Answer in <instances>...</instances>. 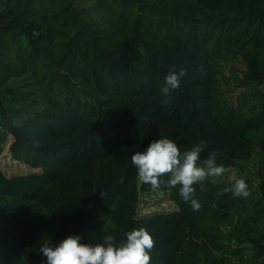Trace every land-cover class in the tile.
Instances as JSON below:
<instances>
[{
    "label": "trees",
    "instance_id": "obj_1",
    "mask_svg": "<svg viewBox=\"0 0 264 264\" xmlns=\"http://www.w3.org/2000/svg\"><path fill=\"white\" fill-rule=\"evenodd\" d=\"M173 68L186 75L163 97ZM10 138L39 172L0 165V264L139 228L151 264H264V180L246 199L206 180L198 211L179 186L144 184L177 210L140 218L131 161L159 138L181 153L203 142L227 169L264 155V0H0V158Z\"/></svg>",
    "mask_w": 264,
    "mask_h": 264
},
{
    "label": "clouds",
    "instance_id": "obj_2",
    "mask_svg": "<svg viewBox=\"0 0 264 264\" xmlns=\"http://www.w3.org/2000/svg\"><path fill=\"white\" fill-rule=\"evenodd\" d=\"M186 69H171L165 77L161 95L167 97L178 89ZM163 103H167L165 99ZM204 144L194 146L181 153L180 147L169 138H159L151 142L144 151H138L131 157L137 169L139 182L150 185L153 190L161 186L175 188L179 186V195L185 202H190L193 211H198L201 204L195 198L196 185L201 192H206L204 182L209 177L223 176L228 169L217 163L218 152L201 158ZM168 177V179H163ZM231 192L233 198H248L249 186L244 179H234L231 187L223 189ZM80 235H69L57 245L50 240L41 244L39 251L46 257L42 264H151L150 252L155 247L153 237L145 228L133 229L126 233V239L117 244L113 235H106L103 243H81Z\"/></svg>",
    "mask_w": 264,
    "mask_h": 264
},
{
    "label": "rangeland",
    "instance_id": "obj_3",
    "mask_svg": "<svg viewBox=\"0 0 264 264\" xmlns=\"http://www.w3.org/2000/svg\"><path fill=\"white\" fill-rule=\"evenodd\" d=\"M89 2L90 0H80L82 5H88ZM240 67L239 64H236L232 71L236 73ZM233 90L234 97L236 98L239 91L236 89ZM11 142L12 139L10 138L9 143L5 146L4 154L0 158V165L3 173L8 178H12L39 172L32 170L12 157L10 152ZM234 179H244L249 186V190L255 192L258 190L259 185L264 180V155L259 148H256L255 155L250 161L239 162L235 167L228 169V172L223 176L209 177L207 180L231 186L234 183ZM140 188L141 198L138 210L140 218L161 213H172L177 210V206L172 201L170 193L144 190V184L141 182Z\"/></svg>",
    "mask_w": 264,
    "mask_h": 264
},
{
    "label": "built area",
    "instance_id": "obj_4",
    "mask_svg": "<svg viewBox=\"0 0 264 264\" xmlns=\"http://www.w3.org/2000/svg\"><path fill=\"white\" fill-rule=\"evenodd\" d=\"M91 1H96V0H91Z\"/></svg>",
    "mask_w": 264,
    "mask_h": 264
}]
</instances>
